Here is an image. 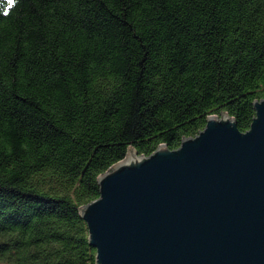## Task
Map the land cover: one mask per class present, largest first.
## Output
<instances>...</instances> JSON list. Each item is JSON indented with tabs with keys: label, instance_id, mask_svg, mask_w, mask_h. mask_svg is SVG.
<instances>
[{
	"label": "trees",
	"instance_id": "16d2710c",
	"mask_svg": "<svg viewBox=\"0 0 264 264\" xmlns=\"http://www.w3.org/2000/svg\"><path fill=\"white\" fill-rule=\"evenodd\" d=\"M261 100L264 0H0V264H96L102 174Z\"/></svg>",
	"mask_w": 264,
	"mask_h": 264
},
{
	"label": "water",
	"instance_id": "95a60500",
	"mask_svg": "<svg viewBox=\"0 0 264 264\" xmlns=\"http://www.w3.org/2000/svg\"><path fill=\"white\" fill-rule=\"evenodd\" d=\"M151 155L131 148L80 209L96 264H264V100Z\"/></svg>",
	"mask_w": 264,
	"mask_h": 264
}]
</instances>
